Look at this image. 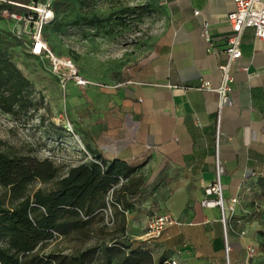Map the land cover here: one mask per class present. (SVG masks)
I'll return each instance as SVG.
<instances>
[{
  "label": "crops",
  "instance_id": "0c3cea01",
  "mask_svg": "<svg viewBox=\"0 0 264 264\" xmlns=\"http://www.w3.org/2000/svg\"><path fill=\"white\" fill-rule=\"evenodd\" d=\"M149 2L159 29L143 46L113 54L102 44L96 72H80L102 86L70 82L67 98L85 117L89 153L128 165L115 186L119 237L164 264H264V41L252 27L243 30L242 56L232 67V104L223 107L219 124L218 94L196 88L220 82L235 0ZM204 21L212 53L201 34ZM218 163L224 196L237 199L226 226L219 209L202 205ZM163 214L175 223L143 241L150 219Z\"/></svg>",
  "mask_w": 264,
  "mask_h": 264
},
{
  "label": "rangeland",
  "instance_id": "374dc122",
  "mask_svg": "<svg viewBox=\"0 0 264 264\" xmlns=\"http://www.w3.org/2000/svg\"><path fill=\"white\" fill-rule=\"evenodd\" d=\"M53 6L55 19L45 26V39L55 57L72 61L80 72H96L97 50L102 44L110 54L119 49L143 46L160 27L149 0H54ZM13 31V21L0 14V48L8 51L30 80L31 87L25 107L17 104L12 112L0 108V152L47 158L57 167L58 173L55 179L47 182L33 180L15 198L0 184V201L7 206L18 203L23 197H31L38 189H53L57 179L71 167L86 161L83 149L89 152L80 105L72 109L67 104L70 83L64 89L52 72L51 57L30 54L25 44L27 38L19 42ZM139 184L138 180L134 182L135 186ZM111 206L115 212V206ZM120 233L115 223L111 226L95 223L84 232L75 231L66 237L52 239L37 252L73 254L96 245L101 249Z\"/></svg>",
  "mask_w": 264,
  "mask_h": 264
},
{
  "label": "trees",
  "instance_id": "16d2710c",
  "mask_svg": "<svg viewBox=\"0 0 264 264\" xmlns=\"http://www.w3.org/2000/svg\"><path fill=\"white\" fill-rule=\"evenodd\" d=\"M9 1L29 3V0H6L0 3V14L6 9L28 11ZM30 87V80L8 51L0 48V108L12 112L17 104L25 107ZM93 157L94 160L71 167L49 191L38 189L31 197H23L11 206L0 201V264H164L163 261L155 262L148 249L133 247L119 235L101 249L96 245L73 254L37 252L57 237L84 232L95 223L102 226L115 223L116 213L111 204L121 205L115 196V186L119 177L128 173V165L122 160L107 163ZM57 173V167L47 158L0 152V184L9 190L12 198L18 197L33 180L47 182L55 179ZM109 207L112 210L111 225L105 213ZM118 230L122 232V228Z\"/></svg>",
  "mask_w": 264,
  "mask_h": 264
},
{
  "label": "built area",
  "instance_id": "2783aa9c",
  "mask_svg": "<svg viewBox=\"0 0 264 264\" xmlns=\"http://www.w3.org/2000/svg\"><path fill=\"white\" fill-rule=\"evenodd\" d=\"M6 0H0V3H5ZM9 3L26 8L25 12H11L3 10L1 15L14 23V35L19 38H27L25 42L28 51L34 56H43L47 54L51 57L52 72L58 78L60 85L66 89L70 82L75 83L80 88L102 86L101 83H94L84 78L79 69L72 61L59 59L55 57L44 37V28L47 24L55 19L54 0H29L28 4H20L9 1ZM235 11L229 15V25L232 35L228 37L226 46L223 50L224 54L228 55L225 63L219 66L221 79L216 86L210 81L202 82L196 89L213 91L218 94V113L219 124L221 119V111L224 106L231 105V92L234 76L232 73L233 63L236 59L242 56L240 49L243 30L246 27H252L258 39L264 41V0H235ZM198 14V12H195ZM202 37L207 43V51L214 52L213 39L210 32V24L204 21L201 31ZM70 131L73 133V128L69 124ZM222 139V132L218 128L216 140L219 145ZM85 151V160H94V157ZM222 169L217 164L216 175L217 179L214 183L207 185L204 188V198L202 205L206 208H217L221 213V222L226 226L228 219L235 210L237 203L236 198L226 199L224 189L221 183ZM112 191H110L111 199ZM108 215V224L111 225L112 210L109 207L105 210ZM110 220V221H109ZM175 223V219L169 214L156 215L150 219L146 232L142 235V240L158 238L169 226ZM226 240V250L229 251V246ZM255 249H249V255L254 254ZM171 264H176L174 261Z\"/></svg>",
  "mask_w": 264,
  "mask_h": 264
}]
</instances>
